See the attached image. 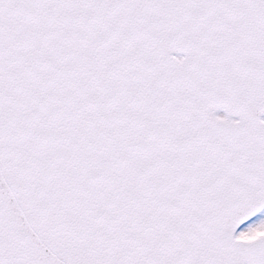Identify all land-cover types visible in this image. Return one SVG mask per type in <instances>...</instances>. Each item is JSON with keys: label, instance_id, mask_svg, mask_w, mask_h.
Listing matches in <instances>:
<instances>
[{"label": "snow or ice", "instance_id": "snow-or-ice-1", "mask_svg": "<svg viewBox=\"0 0 264 264\" xmlns=\"http://www.w3.org/2000/svg\"><path fill=\"white\" fill-rule=\"evenodd\" d=\"M0 264H264V0H0Z\"/></svg>", "mask_w": 264, "mask_h": 264}]
</instances>
